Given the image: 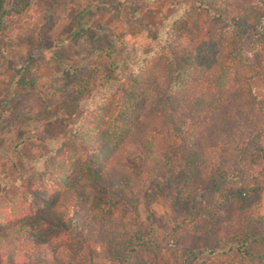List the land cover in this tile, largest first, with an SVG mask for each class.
<instances>
[{
  "label": "trees",
  "instance_id": "16d2710c",
  "mask_svg": "<svg viewBox=\"0 0 264 264\" xmlns=\"http://www.w3.org/2000/svg\"><path fill=\"white\" fill-rule=\"evenodd\" d=\"M27 4L14 0L10 10L21 14ZM89 11L75 16L71 33L92 46L88 55L104 48L85 21ZM161 34L152 58L114 83L108 77L112 90L83 112L40 176L1 201L0 264H86L99 247L107 261L165 264L152 228L139 230L137 218L158 190L154 177L171 173L185 216L170 242L184 264L218 255L264 264V156L258 169L252 143L264 133V97L250 84L257 77L264 86V0H196ZM247 35L250 57L241 46ZM72 114L66 104L55 119ZM196 195L202 203L189 202Z\"/></svg>",
  "mask_w": 264,
  "mask_h": 264
},
{
  "label": "rangeland",
  "instance_id": "374dc122",
  "mask_svg": "<svg viewBox=\"0 0 264 264\" xmlns=\"http://www.w3.org/2000/svg\"><path fill=\"white\" fill-rule=\"evenodd\" d=\"M21 14L5 2L0 17V203L14 198L23 182L40 176L44 161L68 141L83 112L112 90L124 71L138 69L156 53L163 29L178 20L196 0H25ZM91 32L98 34L97 48L72 37L75 16L83 13ZM253 35L243 37L242 52L251 56ZM253 40V39H252ZM96 48V49H97ZM108 48V49H107ZM86 56H89L86 59ZM66 68L69 73L62 74ZM99 68V69H98ZM111 77L113 83L107 82ZM22 79V82L19 80ZM257 98L264 86L257 77L250 80ZM86 85L87 96L71 102L77 88ZM71 103L73 114L65 121L55 114ZM257 167L262 168L264 133L254 135ZM158 190L148 207L138 206L137 228H152L153 241L164 255L165 264H184L177 247L170 242L172 227L185 213L177 203L179 182L175 174L157 175ZM196 195L189 202L203 201ZM208 197H212L209 193ZM210 200V199H209ZM203 203L202 205H204ZM264 214V175L261 200ZM253 254L263 246L251 244ZM32 263H35L33 260ZM119 264L105 260L97 248L89 263ZM196 264H260L259 259L241 255L204 256Z\"/></svg>",
  "mask_w": 264,
  "mask_h": 264
}]
</instances>
